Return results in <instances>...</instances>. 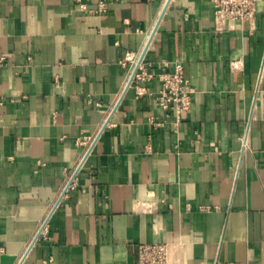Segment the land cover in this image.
I'll return each instance as SVG.
<instances>
[{
  "label": "crops",
  "instance_id": "0c3cea01",
  "mask_svg": "<svg viewBox=\"0 0 264 264\" xmlns=\"http://www.w3.org/2000/svg\"><path fill=\"white\" fill-rule=\"evenodd\" d=\"M106 3L0 0V264H264V0L221 29L211 0ZM126 50L181 64L180 119Z\"/></svg>",
  "mask_w": 264,
  "mask_h": 264
},
{
  "label": "built area",
  "instance_id": "2783aa9c",
  "mask_svg": "<svg viewBox=\"0 0 264 264\" xmlns=\"http://www.w3.org/2000/svg\"><path fill=\"white\" fill-rule=\"evenodd\" d=\"M80 6L92 13H102L107 10L106 0H97L88 5L80 0ZM214 5V19L218 29L235 20L251 19L255 13L256 0H211ZM143 50L134 52L126 50L120 63L125 66L129 63V77L127 84L133 83L138 95L145 93L142 83L152 78L160 81L157 91V102L159 105L173 112L177 119L190 108L193 87L189 80L183 76L182 66L176 63L173 70H162L158 73L152 72L142 60ZM158 124L156 121H152ZM91 137H85L81 143L88 145ZM71 180L66 184L70 186ZM131 264H171L170 252L167 243L147 242L140 243L138 258ZM213 264H246L238 261L215 260Z\"/></svg>",
  "mask_w": 264,
  "mask_h": 264
}]
</instances>
